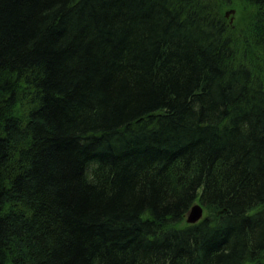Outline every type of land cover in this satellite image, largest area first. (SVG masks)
Returning a JSON list of instances; mask_svg holds the SVG:
<instances>
[{
  "label": "trees",
  "instance_id": "1",
  "mask_svg": "<svg viewBox=\"0 0 264 264\" xmlns=\"http://www.w3.org/2000/svg\"><path fill=\"white\" fill-rule=\"evenodd\" d=\"M0 264H264V0H0Z\"/></svg>",
  "mask_w": 264,
  "mask_h": 264
},
{
  "label": "water",
  "instance_id": "2",
  "mask_svg": "<svg viewBox=\"0 0 264 264\" xmlns=\"http://www.w3.org/2000/svg\"><path fill=\"white\" fill-rule=\"evenodd\" d=\"M233 12H234L233 10H229L228 12H226V17H228L230 14H233ZM202 215H203L202 207L199 204H194L192 205V207L188 212V215L186 217V222L188 224H195L202 219Z\"/></svg>",
  "mask_w": 264,
  "mask_h": 264
},
{
  "label": "rangeland",
  "instance_id": "3",
  "mask_svg": "<svg viewBox=\"0 0 264 264\" xmlns=\"http://www.w3.org/2000/svg\"><path fill=\"white\" fill-rule=\"evenodd\" d=\"M233 11H234L233 14H230V15L228 16V17H231V18H230V19H231V22L233 21V18H234V16L236 15V11H235V10H233ZM239 15H241V13L238 12V13H237V16H239ZM237 16H236V17H237ZM238 18H239V17H238ZM187 215H188V214H187ZM186 217H187V216H186ZM186 217H185V218H186ZM185 223L188 224V223L186 222V219H185Z\"/></svg>",
  "mask_w": 264,
  "mask_h": 264
},
{
  "label": "bare ground",
  "instance_id": "4",
  "mask_svg": "<svg viewBox=\"0 0 264 264\" xmlns=\"http://www.w3.org/2000/svg\"><path fill=\"white\" fill-rule=\"evenodd\" d=\"M226 15V14H225ZM230 21H231V19H230ZM202 207V206H201ZM202 217H203V215H202Z\"/></svg>",
  "mask_w": 264,
  "mask_h": 264
}]
</instances>
